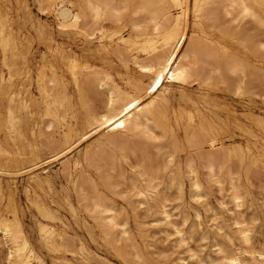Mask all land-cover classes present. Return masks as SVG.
I'll return each instance as SVG.
<instances>
[{
    "label": "bare ground",
    "instance_id": "1",
    "mask_svg": "<svg viewBox=\"0 0 264 264\" xmlns=\"http://www.w3.org/2000/svg\"><path fill=\"white\" fill-rule=\"evenodd\" d=\"M7 1L9 4L5 5V11L2 10V3L0 2V96L6 100V122L5 124L0 123V132L5 131L7 134V136L0 137V200L4 196V188L1 181L2 175L26 171L29 175V183H33L29 187L42 188L46 184L49 186L50 179L48 171H45L46 168H41L45 172L43 176H41L42 174L34 173L32 169L53 157L56 159L60 155L66 156L67 152L73 150L75 145H79L92 134H96L95 144L93 143L91 146L83 148L73 159L67 158L62 164L61 169L66 172L63 177L67 176L65 180L72 184L75 192H79L77 193L79 198L85 191L90 193H87V195H90L89 197L91 198H88V202L85 204L81 201V205L84 204L82 206L85 207L84 209L87 208L91 213L94 212L96 214L95 218L99 222V225L97 223L96 225L103 228L107 233H111L112 230L119 227L120 233L125 234V225L122 224L123 222L117 221V213L112 203L101 194L96 181L89 176L90 174L86 176L90 167L99 172L106 187L110 186L109 182L113 183V181L109 180L112 176L121 180H128V186L135 191L134 194L138 197V201L146 207L147 212L160 209L161 219L166 224H170L172 223V212L167 209L168 196L163 193L165 189L173 188L183 197V186L187 179L189 197L194 199L204 198L206 191L204 181L201 178L203 171L200 174L199 167L201 166L205 169L206 180L220 186L222 178H224L221 175V171L224 168L229 170L234 164H237V159L241 160L244 158V154L239 155L236 147L224 146V137L221 135V131L215 121L207 119L206 114L197 105H193L192 112L186 113L185 123L180 122V116H177L175 124H173L170 121L168 109L174 96V87L183 86L189 82H198V84L203 85L216 84L215 80L228 81L225 76L226 74H231L234 78H236L235 76L238 78L235 80L228 77V79L238 82L233 90L240 91L245 89L247 86L245 84L247 82L250 84L253 79L255 84L253 83L250 86H253L254 89L257 88L256 83L258 80L254 77H257L255 73L256 75L260 73L256 70L258 67L251 63L253 67L256 66L253 70L251 64H249L250 62L246 63V58V61H244L241 59L243 57H236V54H233L235 53L233 52L234 50L232 53L229 51L231 49L228 50L222 43V37L228 34L229 36L232 35L231 25L233 22L235 24L237 16V22L240 21L239 17L241 19L245 17L249 21L252 19L253 25L256 24L258 27L262 26L264 28V0H32L41 13H46L53 18L55 21L54 29H51L46 23H29L28 27L26 21H17L14 17L20 18L18 16L19 11L27 9V0ZM189 12L192 15V19H190L192 20L190 21L192 22L190 26L192 30L188 36L187 18ZM247 19L246 21H248ZM244 20L243 22H245ZM237 22L236 24H238ZM223 23L225 24L223 25ZM246 24L248 23L245 22L244 26ZM241 25L237 27V31L239 27L241 28ZM246 27L249 26L247 25ZM257 28H254L256 29V32L254 31L255 36L257 30H264ZM245 29L243 28L242 33L239 34H243V30L244 32L246 31ZM214 30H218L220 36H216ZM123 32L127 33L124 34ZM251 32L253 31L251 30ZM55 33L58 35L76 34L82 37L88 46L91 43H97L96 52L91 54L94 59L67 49L68 47H64L57 41ZM262 34L258 32V35ZM252 35H250V38ZM243 36H240V38ZM34 39L38 45L41 44L45 47V53H43L41 61L37 62L36 65L32 64L33 57L30 52V45ZM244 39H240L239 43L244 44L245 42H242ZM248 39L246 38L245 41ZM250 40H248L249 43L247 41V44L245 43L251 47V49L248 47V50H252L253 47V51L255 49L254 53H261L260 50L264 48V42L260 38L259 43L258 41L251 42L253 39ZM257 47L260 49L258 52ZM84 50H89V48ZM97 54L98 56H96ZM96 58L100 61L107 60L108 65L101 66V70L99 68L93 70L92 67L96 66L95 63L98 62ZM101 64H105V61H102ZM131 66L136 69L139 77L132 80L129 87L120 86L107 73V70L113 67L127 70ZM34 69L35 75H32L31 73ZM64 71L70 73L73 84L77 89H84L89 93H98L104 96L103 107H100L101 111L94 112V110H89L85 112L81 127L75 126V122L71 124L66 121L67 110H65V117L63 114L64 110H60L64 104L65 93H67L63 87L64 93L60 91L61 75L59 73ZM254 71L255 73L252 75L251 72ZM250 74L253 78L249 76ZM246 76L251 77L252 80L246 78L245 81ZM233 80H231V83ZM31 82L35 84V88L41 96V102L44 105L43 116L48 117L47 119L51 118V121L47 122V128L53 126V123H57L59 120H62L64 125L61 134H59L60 136L54 137L57 139L52 137L49 140L47 137L49 142L57 147L54 149L55 147L52 146L54 147V150H52L58 151L52 153L51 149H48L52 154H55L44 159L40 157L32 143H27V135L35 136V127L38 126L37 123L29 124V117L33 114L32 104H34V98L29 91ZM258 82L259 84L261 83L260 80ZM261 84L260 87L264 88ZM230 86L227 83L224 88L229 87V92L231 93L233 90H231ZM249 87L247 90L250 89ZM253 87L251 88L252 90H254ZM62 93L65 96H62ZM146 97L149 99L144 102V98L147 100ZM67 102L72 103L70 98ZM71 103L68 105H72ZM44 118L42 122H44ZM53 127L57 128L56 126ZM50 130H52V127ZM178 130L183 133L187 146L184 159L180 156L175 157V152L177 151L174 149L175 146H172L173 150L163 152L160 146L154 144L158 132L163 136H172ZM44 131L42 133L46 134V131ZM56 131V133H60L58 130ZM55 132H53L54 136ZM50 134L52 133H49V137L52 136ZM162 135L161 137H163ZM10 141L13 142V146L16 149L14 154H12L11 148L13 146H11ZM22 141L25 142L26 147L21 145ZM174 142L177 143V141ZM167 144L169 146L168 142ZM167 144L163 145V148H167ZM43 145L46 146L45 143ZM177 145L176 148L178 149ZM129 161L130 170L127 175L123 165ZM253 161H256V159ZM121 180L118 179V181ZM123 184L126 185L125 182ZM128 186L126 185V187ZM61 187L65 186L62 185ZM108 188L110 189V187ZM112 188L110 190H113ZM229 188L232 202L237 207L241 206L243 198L237 184L230 181ZM62 190L66 191L65 188ZM30 192L31 189L26 187V193L29 194ZM113 194L115 195V192ZM84 195L81 198L85 199ZM78 197L76 199L77 202ZM130 201L128 200V202ZM128 202L127 204H129ZM31 203L43 215V218L54 217L52 211L45 207L37 197H31ZM9 212L11 214L10 217L0 213V243L5 248V250L3 248L2 250L5 251V258H3L6 264H43L41 256L35 251L21 228L16 208H10ZM214 216L212 221L216 223L217 216ZM156 221V219L151 220L152 224L156 223ZM245 222L243 219L236 218L235 224L242 240L248 243L250 235ZM38 224H40L39 221ZM52 228L51 226L48 227L47 224H40L38 228L39 236L44 246L57 251L63 247L64 237L63 234ZM105 231H102V233ZM174 232L182 236L179 228L175 227ZM68 236L66 235V237ZM68 243L70 244L71 241H68ZM66 246L69 247V245ZM80 250L84 251V246H80ZM184 251L188 252L189 257H196V253L189 246L186 245ZM217 251L222 254V259L227 264H264V249L245 251L248 255L246 256V253L242 251L231 250V252H225L217 244ZM69 252L71 253V251ZM134 253L136 254V252ZM134 256L137 264L136 257L138 255ZM141 259L139 260L141 261ZM197 260L199 263H205L201 259L197 258ZM132 261L134 263V260ZM66 262L68 261L66 260Z\"/></svg>",
    "mask_w": 264,
    "mask_h": 264
},
{
    "label": "rangeland",
    "instance_id": "2",
    "mask_svg": "<svg viewBox=\"0 0 264 264\" xmlns=\"http://www.w3.org/2000/svg\"><path fill=\"white\" fill-rule=\"evenodd\" d=\"M0 2L2 3V8H3L2 10L5 11V8H6L5 5L9 4L8 1L0 0ZM26 3L28 5L27 9H23L22 11L20 10L18 13V16L20 18L14 17V19H17V21H23V20L26 21L27 22L26 24L28 25V27H29V23H33V24L46 23L50 26L51 29H54L55 21L50 15L46 13H41L38 10L36 4L33 3L32 0H27ZM191 16H192L191 12H189L188 18H187L188 19L187 20L188 21L187 22L188 24L187 25V30H188L187 35L188 36L191 34L190 31L192 30L190 27L192 23L190 22L192 21L190 20L192 19ZM243 18L245 20L239 17L240 21L237 22L238 20V16H237V19L235 21L239 25L236 24V22L235 24L234 22L232 23L231 33L232 32L233 33L231 36H229V34L224 35L222 37V43L227 47L228 50L231 49L229 51L232 52L234 50L233 52L235 53L233 52L232 53L236 54L235 55L236 57H239V56L243 57L244 59L243 58L241 59L244 61H246L247 59L246 63L250 62L249 64L252 63L256 65L258 69L256 68V66L254 67L256 68V70H258L257 72H260V73L256 75L255 73L256 70L251 73L252 75H254L255 73V76L257 77H254V78H256L258 81L260 80L261 82V80L264 79V77H262L264 76V55H262L264 54V52H262L264 51L262 50L264 48L260 50L257 47V52L258 50H260L261 53L259 52L256 54L254 53L255 49L253 51V47H252V50L250 51L248 50L249 48L251 49V47H249V45L248 46L246 45L247 44L246 41L248 42V40L253 39L252 41L251 40L250 41L251 42L258 41L259 43V38H260L262 42H264V34H262L264 33L262 32L264 30L262 31L257 30L256 36H255L254 33L256 32V29L254 28H257L258 25L256 24L253 25L252 23L253 20L250 17L249 18L252 20V21L250 20L251 22L249 21V19L245 17ZM246 19L248 21H246ZM243 20L247 22L248 24L244 26L245 22H243ZM224 24L225 23H223V25ZM240 25H241V28L239 27V30L237 31V27ZM247 25L249 27H246ZM243 28H246L245 29L246 31L244 32L243 30V34L240 35L239 33H242L241 31ZM260 28H262V26H259L257 29H260ZM251 30L253 32L250 33ZM214 32L216 33V36H220V32L218 30H214ZM258 32H260V34L262 35H258ZM126 33L127 32H125L124 34ZM249 33L250 35L253 34L251 38H250V35H248ZM233 34L234 35L236 34L235 37ZM55 35H56L57 41L60 44H62L64 47L66 48L68 47L67 49L73 52L76 51L77 54L87 55V58L94 59V57H91V54L96 52L97 43L94 42L93 44L91 43L88 46V44L84 42L82 37L76 34L58 35L55 33ZM246 35H248L249 37ZM240 36H243L244 38L246 37L247 39L248 38L249 39L245 41L246 38L245 39L243 37L240 38ZM235 38L238 39V41H236ZM240 39L241 40L244 39V41L242 42H245L246 44L239 43ZM87 48H89V50H84ZM30 52H31V56L33 57L32 64L36 65L37 62L41 61V56L43 55V53H45V47L44 45H41V44L38 45L37 41L34 39L32 41V44L30 45ZM96 56H98V54ZM97 61L98 62L95 63L96 66L92 67L93 70H95V68L96 70L97 68L101 70V66L104 67L105 65H108L107 60L100 61L99 59H97ZM102 61L103 62L105 61V64H101ZM252 64L251 66H252V69L254 70L255 68L253 67ZM251 66L249 67L251 68ZM250 68L249 70H251ZM107 73L111 76V78L117 84H119L122 87H129L130 82L134 80L135 78L139 77L138 72L132 66L127 70L120 68V67H113L112 69H108ZM31 74L35 75V69L34 71H32ZM59 74L61 75L60 76V81H61L60 91L61 92L63 91V93H64L63 89L67 91V93H65L66 97L63 102L64 104L60 110H64L63 111L64 117H65V110H67L66 117H65L66 121H68L71 124H74L75 122L74 124L75 126L81 127L83 124L84 116L86 114L85 112L89 110L91 111L94 110V112L101 111V108L103 107L104 96L98 93H89L87 90H84V89L82 90L80 89L81 91H83L81 92L79 89H77L74 86L72 78L68 71H64L63 73H59ZM259 74L262 76H260ZM3 75H4V72H3ZM252 75L250 74L249 76L252 77ZM226 76L225 78L226 80H228L226 82L228 83V86L231 85L230 88L231 90H233V88L236 87V84L238 83V82H234L233 79L236 80L238 78L237 76H235L236 78H234L233 75L231 74H226ZM249 76L245 77V81H246V78L251 79V77ZM228 77H231L233 79L229 78L230 79L229 80ZM144 79H146V77H144ZM231 80H233L232 83H231ZM253 80L251 82L252 84L251 83L249 84V82L247 83L245 82L246 83L245 85H247L245 89H242L240 91L235 89L231 93L229 92L230 91L229 87H227L228 89L224 88L227 85V83L224 80L223 81L225 83L223 81H218V80H215L216 84L210 83L208 85L198 84V82H189L190 84L187 83L183 86L174 87V96L171 100V103L168 109L169 110L168 115L170 117V121L173 124H175L174 122H175L176 117L180 116V120H181L180 122L185 123L186 113L192 112L193 105H197L206 114L207 119L215 121L216 125L221 131V135L224 137L223 138V143L225 144L224 146L236 147L237 150L239 151V155L244 154V158L241 160L237 159L236 160L237 164L236 165L234 164L233 167H231L232 169L230 168L228 170L227 168H224L221 171V175L222 177L224 176V178H222V183L220 186H217L216 184H213L212 182L206 180V173L204 171L205 169L200 166L199 170H200V174L203 171V174H201V178L204 181L205 191H206V196L204 198H201L202 200L189 197L188 195L189 185H188L187 179H186L185 185L183 186L184 187L183 197H181V195L178 194L173 188L165 189L163 193L168 196L166 203H167V209L170 210V212H172L171 213L172 223L166 224L165 221L161 219L162 215H161L160 209H155L152 212H149V211L147 212L146 207L138 201V197L134 194L135 191L130 189L131 187L128 186L129 185L128 180H121L118 177L112 176L109 180L113 181V183L109 182L110 186L108 187H110V189L113 187L112 188L113 190H110L108 187H106L103 184L102 182L103 178H101V175H99V172L96 171L93 167H90L87 170L86 176L90 174L89 176H91L96 181L97 187L99 191L101 192V194L105 196L106 199L110 203H112L117 213L116 214L117 221L120 223L123 222L122 224L125 225L126 233L125 234L120 233L119 227L112 230L111 233H107L105 230H103V228L98 226L99 222L95 218L96 214L94 212L91 213L89 209L86 208L88 210L87 211L86 209H84L85 207H82L86 202H88V198H91L89 197L90 195L89 196L87 195V193L89 192L85 191L83 193L85 194L84 195L85 199L81 198L83 194L82 195L80 194L81 195L80 196L81 199H80L78 197L79 194H77L79 192H75L72 184L68 180H65L67 179V176L65 178L63 176L66 174V172L63 169H61L62 164L67 160V158L73 159V157L76 156V154L80 152L83 148L89 145L91 146L96 141V137H97L96 134H92L91 136H89V138L84 140V142L79 143V145H75L73 147V150L68 151L70 153L72 152L71 154L67 152L68 155L66 154V156L60 155V156H57L56 159L53 157L49 161L39 164L32 169L34 173H37L40 175L42 174L41 176H43L45 172L41 168L42 167L46 168L45 171H48L49 173L48 174L49 179H50L49 186L46 184L42 188L29 187L33 185V183L32 184L29 183V179H28L29 175L27 174L26 171L25 172L22 171L24 174L22 172H16V173L8 174V175L6 174L2 175L1 181L3 184V188H4L3 190L4 196L0 200V213L6 217H10L11 216L9 212L10 208L12 207L16 208L21 228L26 234L27 238L30 240L31 245L33 246L35 251L39 254V256H41L43 260V264H130V261L132 262L131 264H136L135 256H134L136 254L138 255L139 259L145 258L143 260L141 259L140 261L139 259H137L138 257H136L137 264H149V263L150 264H154V263L156 264H164V263L165 264H184V263L186 264H215V263L216 264H227L225 260L222 259V254L217 251V244H219L225 252H231V250L247 252L250 250L258 251L259 249L260 250L264 249V170H262L264 169V96H262L264 95L262 94L264 93V88L260 87L261 83H262L261 86H264V80H262L260 84L257 81L256 83L257 88L254 89V87L252 86L254 89L252 90L251 89L252 87L250 85H253L254 83ZM222 83L224 84L222 85ZM242 84L244 85V83ZM30 85L31 87H29V91L31 92V96L34 98V104H32L33 114L31 115V117H29V124L32 125L34 123L35 124L37 123L39 127L38 126L35 127L36 128L35 136H32L30 134L27 135V143H32L35 146L36 150L38 151L40 157L44 159L51 155H54L58 151V150L53 151L57 147L56 145L50 143L49 140L52 137L53 139H57L54 137H57L59 134H61L62 128L64 125H63V121L59 120L57 123L54 122L55 125L53 123V126H56L57 128L53 126H51L52 130H50L51 127L47 128V124L49 123L48 121H51V118L47 119L48 117L46 118V116H43L44 105L41 102L42 101L40 98L41 96L38 94L35 88V84L31 82ZM248 87L250 88L249 90H247ZM15 89H18V88H15ZM63 93H62V96H65L63 95ZM81 94H83L84 96ZM258 94L261 96H259ZM69 98H70V101H72V103L67 102ZM146 98L147 100L144 98L143 100L144 102L148 101L149 99L148 97ZM83 102H85L86 104ZM195 102L197 103L194 104ZM5 103H6L5 98H1L0 96V123L1 124H5L6 122ZM70 103L72 105H68ZM87 103L90 104L91 106L88 105ZM60 112L62 113V111ZM43 117L47 119L46 120L44 118V122H42ZM43 123H45L44 124L45 126L43 125ZM43 128H46V129H43ZM43 130L46 131V132L44 131L46 134L42 133ZM56 130H58V132L60 133H56L57 132ZM53 132H55V136ZM49 133H52L50 134L52 136L49 137L48 136ZM161 135L162 134L158 132L156 136L157 139L155 138L154 144L156 146H160L163 152L167 150H173L172 146H175V148L173 147L174 149L177 150V151L175 150L176 151L175 157L180 156L182 159H184L185 149L187 146L185 143V137L183 133L180 130H178L176 133H173L172 136L162 135L163 137H161ZM4 136H7V134L5 133V131H1L0 137H4ZM41 137L44 139H42ZM47 137L49 138V140ZM174 141H177V143ZM42 142L43 144L45 143L46 146H44L43 144L41 145ZM47 142L49 145L47 144ZM167 142L169 143V146ZM175 143L176 145L178 144L177 145L178 149L176 148V145H174ZM10 144L11 146H13L12 141H10ZM166 144L168 147L163 148V145H166ZM21 145H24V147L27 146V145L25 146L24 141H22ZM52 146H54L55 148ZM11 149H12V154H14L16 149L14 148V146ZM48 149L49 150L51 149L52 153L53 152L55 153L52 154L51 151H49ZM255 159L256 161H253ZM129 164H130V161L128 163L127 162L124 163L123 165L125 169V173L127 175L130 170ZM250 165H251V168H250ZM236 169H239V170H236ZM61 173L62 174L64 173V174L62 175ZM10 179L12 182L10 181ZM118 179L121 181H118ZM123 181L128 187H126V185L123 184L124 183ZM230 181H233L237 184L238 190L242 195L243 202H242V205L239 207L235 206L231 200V190L229 188ZM62 185L65 187H61ZM26 187L31 189V192L29 194L26 193ZM64 188L66 189V191L62 190ZM109 191H111L112 193L111 192L109 193ZM113 192H115V195L113 194ZM116 195H118L119 197ZM128 195L130 197L131 196L133 197L130 198ZM31 197L32 198L37 197V199L41 203H43L45 207H48L52 211V213L54 214V217L53 218H48V217L43 218V215L31 203ZM77 197L79 198L78 202L76 200ZM127 199L129 201L132 199V201L128 202ZM81 201L84 202V204L82 203L83 205H81ZM127 202L129 204H127ZM130 204L132 205V207ZM134 210H137V211H134ZM214 215L217 216L216 223L212 221V218ZM236 218L243 219L244 221H246L245 223L247 224V227L249 229V235H250V239L248 243L242 240L237 230V227L235 224ZM152 219H156L157 220L156 223L152 224L151 222ZM38 221L41 225H43V223L47 224L48 227L51 226V228L53 227L52 229L63 234V237L66 239L63 238L64 245L63 247H61L60 250H57V251L51 250L47 248L46 246H44L39 236L40 234H39L38 228L40 224H38ZM96 223L98 225H96ZM175 227L181 230L182 236L174 232ZM102 231H105V232L102 233ZM66 235L67 236L69 235L68 236L69 238L66 237ZM70 237L73 239H71ZM111 239H113V241H111ZM68 241H71V243L69 244ZM65 242H66V245H69V247L65 245ZM143 245L145 246L144 248H143ZM186 245L189 246L191 249H193V251L196 253V257L198 259L203 260V262L205 263H199L195 256L193 258L189 257L188 252L184 251V248L186 247ZM80 246H84V251L80 250ZM183 246L185 247L183 248ZM2 248L3 246L0 243V264H6V261L4 260L5 251H3ZM3 249L5 250V248ZM123 250H125L124 251L125 254ZM69 251L73 253L71 254ZM134 252H136V254ZM127 256L131 258H128ZM246 256H248L247 253H246ZM66 260L68 262H66ZM132 260H134V263ZM142 261L143 263H141Z\"/></svg>",
    "mask_w": 264,
    "mask_h": 264
}]
</instances>
